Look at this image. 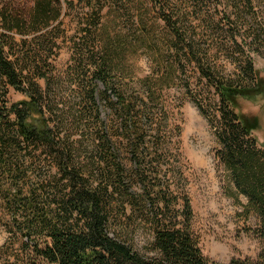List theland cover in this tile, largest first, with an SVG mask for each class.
Segmentation results:
<instances>
[{"label":"trees","instance_id":"1","mask_svg":"<svg viewBox=\"0 0 264 264\" xmlns=\"http://www.w3.org/2000/svg\"><path fill=\"white\" fill-rule=\"evenodd\" d=\"M87 1H68L67 9L74 11ZM195 1L202 5L205 0H149L164 23L165 48L174 52L165 63L193 65L218 98L217 159L227 173L228 194L246 218L251 213L257 217L256 229H248L261 242L257 259L228 264H264V147L252 134L255 125L238 112V100L251 99L262 84L237 41L249 26L245 42L251 38L247 46L252 50L256 45L253 51L258 52L264 48V28L256 22L251 0L232 2L234 13H227L224 0H206L208 16L219 17L224 27L209 42L222 52L230 49L231 59L238 62L236 79L226 78L209 62L212 46L190 25L206 12L195 15ZM34 3L24 17L0 8V23L21 33L58 19L60 11L50 0ZM142 28L141 36H151L144 47L159 48L152 31ZM206 33L208 28L203 37ZM119 34L122 45L113 47L101 39L95 43L96 54L75 63L80 77L67 90L53 71L48 76L44 68L53 67L47 62L31 58L23 66L19 58L9 59L7 37L0 36V180L7 181L0 193L7 194L12 227L27 239L23 244L29 255L22 264H218L201 252L182 177L175 182L177 174L169 176L172 153L167 143L182 132L170 124L164 100L174 78L172 66L165 77H119L120 52L128 41ZM9 89L23 99L10 103ZM199 110L206 114L202 106ZM28 172L34 176L30 183ZM142 228L149 234L146 255L135 249L133 240Z\"/></svg>","mask_w":264,"mask_h":264},{"label":"rangeland","instance_id":"2","mask_svg":"<svg viewBox=\"0 0 264 264\" xmlns=\"http://www.w3.org/2000/svg\"><path fill=\"white\" fill-rule=\"evenodd\" d=\"M50 1L52 8L60 11L57 20L35 28L29 26L22 29L21 33L16 29L11 31L7 29L8 25L0 23V36L7 37L6 51L9 59L19 58L23 66L28 65L31 58L40 63L47 62V65L53 67L44 68L49 72L48 76L53 71L52 76L62 83L64 90L74 88L76 77H80L73 70L75 63L80 64L89 59L88 55L96 54L98 50L95 43L101 39L105 43L114 44L113 47L122 45L119 33L128 37L127 44L125 43L120 52L119 77H165V69L172 66L165 63L167 60H173L170 55L174 52L165 48L164 23L153 10L149 0H118L117 4L112 0H89L74 11L68 10L66 4L72 0ZM236 1L224 0V5L227 7L229 3L230 7L232 2ZM251 1L257 15L256 22H261L264 28V0ZM34 5V0H0V8L8 9L12 14L21 17L27 15ZM194 5L195 15L199 16L201 10L206 11L199 21L191 20L190 25H195V32L203 43L207 41L206 44L212 46L209 49L210 64L222 76L236 79L238 62L231 59L230 49L222 52L209 42L211 34L224 29L222 22L217 16L212 15L213 20L208 16L209 1H203L202 5L195 1ZM229 7L227 13H234ZM231 18H234V15ZM87 24H90V27L86 28ZM237 25L241 28L240 23ZM142 26L146 27L147 31H152L159 48L144 47L143 41L151 36H141ZM206 28L208 33L203 37ZM248 28L249 26L243 27L240 33L244 41L242 38L237 41L243 43V60L251 61L254 74L262 85L251 99L238 100V112L255 125L252 134L258 146L264 147V48L254 52L256 45L252 46V50L248 47L252 40L249 38L245 42L243 36L247 35ZM100 44L104 46L103 42ZM161 58L165 60L164 63L157 64ZM172 70L174 78L170 87L164 90V100L169 111L170 124L180 126L182 132L180 137H177L176 133L172 134L167 143V148L172 153V162L169 165L172 171L169 176L172 177L176 173L175 182L179 176L183 179L180 185L188 193L191 202L192 230L198 238L201 252L208 260L218 264H228L232 259L256 260L261 252V242L253 232H248V229H256L257 217L251 213L246 218L242 206L236 204L229 196L227 173L217 159L220 150L215 136L218 98L193 65L182 63L180 67L172 66ZM67 96L68 94H64V97ZM22 99V95L9 89L10 103ZM200 106L206 114L200 112ZM165 168L168 169L167 166ZM33 178V174L28 172L25 180L30 183ZM6 185L7 181L1 179L0 186L4 187L3 190ZM6 195L0 193V264H22L23 260L26 263L29 250L27 251L24 244L27 239L12 227V220L6 210L7 204L4 202ZM241 203L245 205V199L241 198ZM147 239L149 234L143 228L133 238L135 249L144 255Z\"/></svg>","mask_w":264,"mask_h":264}]
</instances>
